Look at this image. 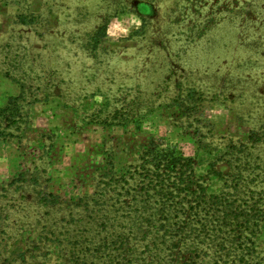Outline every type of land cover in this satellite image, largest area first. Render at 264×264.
<instances>
[{
    "label": "rangeland",
    "instance_id": "obj_1",
    "mask_svg": "<svg viewBox=\"0 0 264 264\" xmlns=\"http://www.w3.org/2000/svg\"><path fill=\"white\" fill-rule=\"evenodd\" d=\"M4 109L0 264H196L137 216L159 197L137 186L156 175L142 152L154 140L191 160L182 212L199 193L264 197L249 182L264 179V0H0Z\"/></svg>",
    "mask_w": 264,
    "mask_h": 264
},
{
    "label": "trees",
    "instance_id": "obj_2",
    "mask_svg": "<svg viewBox=\"0 0 264 264\" xmlns=\"http://www.w3.org/2000/svg\"><path fill=\"white\" fill-rule=\"evenodd\" d=\"M105 30L106 24L96 32L94 39L98 41V35L105 36ZM0 112L6 113L7 109L0 110ZM252 138L253 134L250 135V139ZM145 156L154 163L156 175L153 180L148 182L149 184H145V186L147 185L146 188L142 186L143 184L137 186L145 189L146 193L153 190L159 197L156 203L152 205L153 195L149 194L148 198L143 200V204L137 208L139 213L137 216L150 227L159 223V228L163 229L162 236H166V242L170 243V247L167 249L173 248L174 243L180 246L189 245L190 250L199 256L200 261L196 264H253L255 256L254 238L258 232L259 220L264 215L263 210L259 208V203L264 197L255 198L252 196L245 198L243 202L239 199L235 201L221 198L216 207H211V205H207V201L203 200L204 193L203 195L199 193V195L191 197V200L189 199L190 211L182 212L185 199L179 196V186L183 183V169L189 166L191 160L184 158L182 154L177 155L175 152L159 149L154 140L150 141L144 148L142 158ZM160 166L164 167L161 173L158 172ZM257 167L263 170L261 165ZM233 176L237 177L232 180L233 182L237 184L242 182L241 173H236ZM260 176L261 174H258L249 182L253 183L258 179L260 182L264 181V179L259 178ZM149 185L152 187L150 188ZM137 193L138 189L133 195L137 196ZM251 193L254 194L255 191H251ZM237 201L239 203H236ZM119 208H124V206L121 205ZM151 232L152 236H149L150 232L145 231L143 233L145 239L159 237L158 235L154 237L153 230ZM200 243H207V249H212V260L200 257L201 253L211 255L210 252L199 246ZM150 245V243L146 245L148 250H151ZM172 251L171 249L169 254ZM172 263L168 259L165 261V264ZM106 264L113 263L108 261ZM118 264H133V262L124 260L119 261ZM143 264L164 263L152 261Z\"/></svg>",
    "mask_w": 264,
    "mask_h": 264
},
{
    "label": "clouds",
    "instance_id": "obj_3",
    "mask_svg": "<svg viewBox=\"0 0 264 264\" xmlns=\"http://www.w3.org/2000/svg\"><path fill=\"white\" fill-rule=\"evenodd\" d=\"M139 23L140 21L135 16H132L129 18V21H128L129 26L138 25Z\"/></svg>",
    "mask_w": 264,
    "mask_h": 264
}]
</instances>
